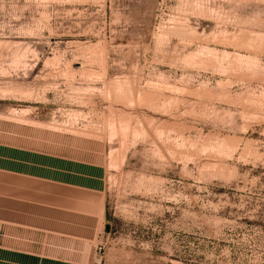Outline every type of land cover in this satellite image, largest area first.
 <instances>
[{"label": "rangeland", "instance_id": "rangeland-1", "mask_svg": "<svg viewBox=\"0 0 264 264\" xmlns=\"http://www.w3.org/2000/svg\"><path fill=\"white\" fill-rule=\"evenodd\" d=\"M23 210L81 264H264V0H0Z\"/></svg>", "mask_w": 264, "mask_h": 264}, {"label": "crops", "instance_id": "crops-1", "mask_svg": "<svg viewBox=\"0 0 264 264\" xmlns=\"http://www.w3.org/2000/svg\"><path fill=\"white\" fill-rule=\"evenodd\" d=\"M102 212L104 216V208ZM29 214L23 210L18 217L0 216V264H81L74 261L76 248L62 250L56 244L63 241L60 237L80 239L56 226L64 219L51 218L46 212Z\"/></svg>", "mask_w": 264, "mask_h": 264}]
</instances>
